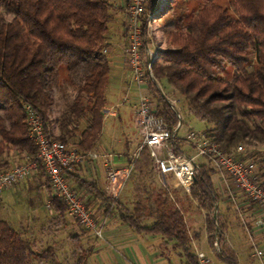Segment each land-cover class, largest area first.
Returning a JSON list of instances; mask_svg holds the SVG:
<instances>
[{
    "label": "trees",
    "instance_id": "16d2710c",
    "mask_svg": "<svg viewBox=\"0 0 264 264\" xmlns=\"http://www.w3.org/2000/svg\"><path fill=\"white\" fill-rule=\"evenodd\" d=\"M157 1L146 0L140 17L143 45L147 16L154 19L156 11L162 9ZM165 1L163 10L180 6L182 11L169 22L172 29L166 33L167 48L156 52L150 62L153 78L164 80L182 98L187 113L205 125L203 131L221 150L230 152L252 141L264 144V0ZM114 7L107 0H0V10L10 15L5 20L0 14V170L8 168L9 153L19 159L34 155L22 107L29 105L48 129L53 86L61 76L74 86L75 94L59 114L57 136H49L65 144L72 140L69 145L82 151L94 149L106 106L108 65L102 50ZM226 67L231 70L229 79L220 77ZM76 73L81 79L74 85L70 75ZM152 92L158 102L156 114L174 125L176 118L168 103L157 90ZM245 158L253 161L260 156L246 151ZM258 163L264 161L259 159ZM150 166L143 148L131 162L126 180L133 174L144 176ZM213 173L204 165L198 166L188 194L205 213L204 230L212 249L214 234H218L216 241L223 240V231L208 214L218 201ZM42 175L39 170L38 176ZM262 178L264 185V174ZM66 179L77 194H83L88 211L92 205H99L102 217L117 211L132 230L158 235L171 243L183 264H197L172 191L153 190L152 209L141 198L143 190L136 189L140 194L128 211L118 198L105 197L93 182L72 172ZM45 188L49 191L47 181ZM47 198L51 220L63 224L64 205L50 195ZM72 240V264H86V250L77 238ZM214 254L225 264H238L223 250ZM32 258L54 259V254L50 248L35 254L19 232L0 220V264H29Z\"/></svg>",
    "mask_w": 264,
    "mask_h": 264
},
{
    "label": "built area",
    "instance_id": "2783aa9c",
    "mask_svg": "<svg viewBox=\"0 0 264 264\" xmlns=\"http://www.w3.org/2000/svg\"><path fill=\"white\" fill-rule=\"evenodd\" d=\"M145 4L146 0H126L124 8L127 40L123 56L129 79L128 85L122 89V102L129 101L127 97L129 85L137 89L136 102L131 107V112L132 123L140 140L134 152L128 157L129 163L123 168H116L111 163L109 153L94 149L82 151L73 145L52 139L40 116L29 105H24L22 110L26 116L27 138L34 145L35 152L33 156L22 157L20 163L0 170V194L25 182L40 170L47 181L50 196L60 200L64 205L66 218L93 237L101 238V230L85 208L84 198L72 189L66 176L76 167L97 161L104 172L103 192L108 198L115 199L129 176L131 162L145 148L152 171L161 189L166 192L181 190L188 195L196 170L201 166L199 160H203L214 173L228 179L230 186L252 206L264 212L262 185L264 171L254 161L245 158L246 150L241 144L230 152H225L203 130L189 128L180 135L182 123L175 110V102H169L165 98L169 109L175 115V124H168L156 114L158 102L146 88L148 84L156 83V80L150 70L153 56L145 50L141 33L140 17ZM152 20L147 16L144 40L151 28ZM102 53H105V50H102ZM45 205L49 208L48 200ZM215 209L214 206L213 210ZM212 219L215 221V212ZM213 248L217 249L215 237ZM254 255L264 261V250H257ZM194 256L197 264L209 262L200 250H195Z\"/></svg>",
    "mask_w": 264,
    "mask_h": 264
},
{
    "label": "rangeland",
    "instance_id": "374dc122",
    "mask_svg": "<svg viewBox=\"0 0 264 264\" xmlns=\"http://www.w3.org/2000/svg\"><path fill=\"white\" fill-rule=\"evenodd\" d=\"M107 1L113 6L116 3L115 0ZM165 2V0H158L156 2V4L160 5V8L162 9L156 11L157 13L151 22V28L147 32H153V34L154 32H158L157 37L155 38V40L158 41L155 48L159 47V50H164L167 48V44L165 42L166 33L172 29L171 23L169 22L173 21L176 17V14L182 11L180 6L179 8L173 6L167 10H163V8L166 7ZM113 12L114 10L111 11V13ZM0 14L5 18V20L10 19V15L4 13V11L0 10ZM114 21L117 23L116 28L121 26L120 19H116ZM109 22L108 30L110 46H117L119 44V38L116 34V28L113 23ZM113 61L116 65H120L121 63L119 58L112 60V62ZM110 67L111 66H109L108 83L106 88V108H108V110L107 112H104V114L109 113L112 109L114 110V116L106 115L103 118L102 135L104 134L106 137H108V133L111 132L113 137L116 138L119 135V130H116L115 128V130L113 128L108 130V125L116 123L118 120L117 118L120 117L123 128L126 129V132H123L128 135L127 138L129 137L128 150L133 151L140 142L138 133L132 123V112L130 110L132 103H134V87L129 85V91L127 93L129 101L127 103H123L122 89L128 85V82L126 80V83L125 80L122 79L119 70H117L115 67ZM230 71V68L226 67L220 77L229 79ZM80 79V73L70 75V80L74 85H77L80 82ZM151 85L153 88H149L150 84H148L146 88L148 93L151 94L155 99L156 97L152 90H157L159 94L167 101L175 102V110L181 117L182 123V128L179 131L180 135L189 128L196 131H202L205 129V125L203 123L199 122L197 119L187 113L185 103L182 98L177 93L172 91L164 80L156 81V83L153 82ZM74 94V86H71L68 82L62 79V76L58 77L57 82L53 86V102L47 120L50 136H57V120L59 118V114L66 109ZM82 127L83 125L81 124L80 128ZM69 143L71 144L72 140H70ZM241 145L246 151L259 154V159L264 161L263 143L252 141L251 145L247 147L245 144ZM259 159H253V161L257 164V166L260 167L261 170L264 171V163H258ZM20 161L21 160L18 159L15 163H20ZM206 167L209 168L207 165ZM36 174H38V172ZM211 176L213 177L214 173ZM223 180L226 185L229 184L228 179L225 177L221 179L220 183L223 184ZM19 186H17L14 189V193L5 200L3 199L4 195L0 198V220L6 222L8 221L10 226L13 228L14 225L11 223L12 220H14V217L17 220L15 221L16 224L22 226L25 229L27 227L24 225L30 224L27 228L28 232L26 231L25 237L30 243L32 251L35 254H39L45 249L50 248L54 254V259L32 258L29 261V264H72L74 262L75 244L70 239L73 236H76L79 239L86 232L80 229L75 222L67 219H65L64 224L59 222L55 224V222L51 220L52 217L50 208H47L45 205V202L48 198H45V200L42 198V196L38 193V190H36V187H34V182L29 183L25 188L26 191L23 192L22 187ZM218 186L220 187V184H216L215 186L213 185L215 193L219 192ZM122 188L124 195L119 197V199H121L123 206L128 211H130L134 204V200L140 194L137 191L136 192L138 194L135 192L136 189L143 190L141 192V198H145L146 204L152 208L153 204L150 193H152L153 190L161 188V186L150 166L144 176H137L133 174L131 177H129V179L123 184ZM171 198L183 214L185 226L190 238L192 253H194L195 250L202 251L209 259L208 264H225L224 262L218 260L214 254V251L219 250H223L226 253L232 254L236 258L238 264H264L262 259H259L254 255L255 246L252 245V237L249 233V222L247 221L248 216H244V214L247 212L249 213V211L252 210V205L243 196L239 197L240 205L243 206L248 203L251 205V207L248 209L247 207L245 209L241 208L240 205L239 208L236 207L235 209H232L234 206L230 203V198L228 197V200L223 198L221 204L218 202V206H215V211L212 210L208 212L209 219H212L213 212H215V221H213V219L212 221L216 224L219 230L223 231V240L221 242L218 240L216 241L217 249H212L207 243V235L204 230L205 213L200 211L196 207L195 203L189 199L188 195L181 190H173ZM88 209L94 221H98L99 219H97L98 217H96V214L93 211V206H89ZM30 213L34 216H37V218L40 220L39 224H33L32 221H29ZM113 214H116L117 216L118 212L114 211ZM18 231L19 229L17 232ZM214 237L218 238V234H214ZM82 246L85 250L87 249L84 247V243Z\"/></svg>",
    "mask_w": 264,
    "mask_h": 264
},
{
    "label": "crops",
    "instance_id": "0c3cea01",
    "mask_svg": "<svg viewBox=\"0 0 264 264\" xmlns=\"http://www.w3.org/2000/svg\"><path fill=\"white\" fill-rule=\"evenodd\" d=\"M115 1L116 3L114 5L115 6L114 12L112 13L111 19L109 21L113 23V25L116 28L117 23L114 20L120 19L121 26L116 28V34L117 37L119 38V44L117 46H113V45L110 46L109 30H108V38L106 41V45L103 47V50H105L104 56L107 61L108 72H109V66L115 67L117 70L120 71L122 79H124L125 82L126 80L128 82L129 72L125 65L124 56H123V50L124 47L126 46V40H127L126 32L124 28V21H125L124 8L126 5V0H115ZM157 33L155 32L154 34L153 32L147 33V37L145 39V45H144L145 50H147V52L151 56H154L157 51H161L159 50V47L155 48L158 42L155 40V38L157 37ZM118 58L121 60L120 65H116L114 61L112 62V60ZM134 91H135L134 103H132L131 107L133 106V104H135L136 96L138 93L137 89L135 88ZM107 110L108 108H106L105 106L103 111V118L106 115L114 116V110L112 109L111 112H109V114H104V112H107ZM117 119L118 120L116 121V123L108 125V130H110L111 128L113 129L115 128L116 130L118 129L119 135L115 138L110 132L107 135L108 137H106L104 134L102 135V128H101V133L97 138L94 150L111 154V163L113 164V166L116 168H123L129 163L128 157L134 152L135 149L133 151L128 150L129 137L127 138L128 135L123 132V131L126 132V129L123 128L121 118L119 117ZM6 158L9 163L8 167H11L19 159L12 153H9ZM199 163L200 165L206 166L203 160H200ZM72 173H74L81 179L85 180L86 182H93L100 190V192L105 197H107L103 192L105 178L100 163L95 161L92 163L84 164L80 167L74 168ZM222 178L223 176L217 173H214L213 177L211 176V181L214 186L216 184H220V187L218 186L219 192L215 193L218 197V201L215 204V206H218L217 205L218 202L221 204L223 198L227 199L229 197L230 203L234 206L232 207V209H235L236 207L239 208L240 205L239 197L241 195L234 188H232L230 184L226 185L224 183V180H223V184L220 183ZM32 182H34L35 185L34 187H36V190H38V193L42 196V198L44 200L45 198L47 199L48 195L50 194L48 189L45 188L46 180L43 175L39 177L38 174L32 175L25 182L21 184H17L13 186L11 189L3 192L2 194H0V198L4 195L3 199L5 200L7 197H9L14 193V189L19 185H20L19 187H22V192L26 191L25 188L29 183ZM69 185L73 187L71 181H69ZM122 192H123V188H121L120 192L116 197V199L118 198L120 202L121 199H119V197L124 195V192L123 193ZM80 196H83V194ZM84 200L86 199L84 198ZM92 206H93V211L96 214V217H98L97 219H99L98 221L95 222L101 230V238H95L90 233L86 232L79 239L76 236H73L70 239L73 242L72 238H77V241L81 246L84 243V247L87 248L86 264H183L182 259L177 257L176 252L171 248L170 245L171 243H165V240L158 235H146L132 230L127 226L126 223L121 221L119 216L118 215L116 216V214L112 213L108 217H102L101 208L99 207V205H92ZM246 207L248 209L251 207V205L247 203L246 205L241 206V208L244 209ZM29 215H30L29 217L30 222L32 221L33 224L40 223V220L37 218V216H34L31 213ZM244 216H248L247 221L249 222V233L251 234L252 237L251 241H252V245L255 246V251L264 250V212L256 208L255 206H252V210L249 211V213L247 212L246 214H244ZM65 219L67 218L64 215V221ZM15 221L17 220L14 217V220H12L11 223L12 225H14V228L10 226V223H8V221L7 223L16 232L19 229L18 232L21 234V237L27 240L25 234L30 224L24 225L27 227L25 229L22 226L17 225ZM144 223L148 225L150 221Z\"/></svg>",
    "mask_w": 264,
    "mask_h": 264
}]
</instances>
